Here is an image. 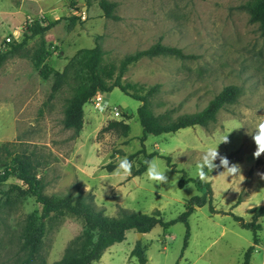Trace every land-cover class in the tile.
<instances>
[{
  "label": "rangeland",
  "instance_id": "1",
  "mask_svg": "<svg viewBox=\"0 0 264 264\" xmlns=\"http://www.w3.org/2000/svg\"><path fill=\"white\" fill-rule=\"evenodd\" d=\"M113 1L118 19L106 17L99 0H77L85 18L77 17L73 0H0V52L22 42L28 25L43 18L57 20L42 36L51 51L46 62L58 70L79 48L93 47L96 35L104 50L102 66L113 77L126 55L158 40L181 47L195 57L144 56L126 66L122 81L144 89L159 84L152 107L155 113L172 109L173 115L203 109L229 84L239 86L240 94L208 126L149 134L146 151L169 155L178 169L196 177L195 163L202 150L215 146L229 131L227 142H220L217 151L238 164L240 174L227 176L222 166L208 173L205 180L211 183L212 201L189 216L190 238L184 251L186 226L174 222L168 228L156 225L141 237L128 230L123 241L107 248L92 264H138L130 255L137 240L146 247L148 264H242L253 232L241 226L234 214L249 221L250 208L264 204V179L259 176L264 172V152L253 157L255 145L247 134V127L264 115V34L243 7L248 0ZM42 36L28 37L0 67V146L8 144L12 154L25 151L35 160L47 194L90 193L96 206L110 216L124 207L149 214L159 209L165 220L177 218L185 200L200 192L191 181L180 186L182 172L170 167L164 157L156 155L152 160L168 168L169 184L153 185L145 171L132 175L144 162L143 153L130 159L132 172L124 179L115 168L105 167L141 148L144 131L137 114L141 102L117 87L103 91L100 105L93 100L84 105L79 131L65 127L62 120L72 90L65 84L49 98L53 77L44 79L31 57ZM116 107L129 116L127 135L101 130L109 120L120 119L112 112ZM237 123L246 124L231 130ZM2 156L11 158L7 152ZM3 170L0 166V173ZM15 185L23 183L14 175L1 184L0 264H17L25 256L21 242L27 219L41 210L34 196L18 194ZM258 221L262 229L250 264H264V216ZM83 227L81 219L65 213L47 219L42 248L47 262L60 259Z\"/></svg>",
  "mask_w": 264,
  "mask_h": 264
},
{
  "label": "trees",
  "instance_id": "2",
  "mask_svg": "<svg viewBox=\"0 0 264 264\" xmlns=\"http://www.w3.org/2000/svg\"><path fill=\"white\" fill-rule=\"evenodd\" d=\"M76 2L77 0H73V5ZM99 5L106 17L119 18L116 14V1L99 0ZM243 7L250 13L251 21L259 23L261 33L264 34V0H248L243 4ZM56 21L43 18L36 19L29 24V33L24 34L22 42H14L9 51L0 52V67L8 58L10 51H17L30 36L38 34L42 36ZM99 38L100 35H96L93 47L79 48L62 70H58L46 62V59L51 55V51L47 47L43 36L32 53V60L40 75L44 79L50 76L53 77L49 98H52L65 84L69 83L72 95L65 108L62 120L64 126L79 131L84 123V105L90 102L97 92L110 91L117 87L125 94L141 102L137 108V114L144 131L140 137L141 148L130 154L128 159L130 160L141 153L144 154L145 160H152L156 155L162 156L167 160L170 167L182 172L179 181L180 186L191 181L200 193L185 200L184 211L174 220H165L159 209L149 214L120 207L116 215L110 216L105 214L102 208L96 206L90 193L80 191L77 196L72 194L59 196L45 193L44 183L37 174L35 160L25 151L12 154L8 144H4L0 146V166L4 168L3 172L0 173V192H2L1 184L14 175L23 183V186H14L18 194L34 196L41 207L39 215L31 214L27 219L21 242V250L25 252V256L17 264H92L100 259L107 248L123 241L128 230L133 229L136 232L146 233L156 225L168 228L174 222H182L186 226L184 251L190 238L189 216L197 207L212 201L213 190L208 180L201 181L196 177L188 176L184 170L176 167L169 155L161 154L158 150L148 153L145 140L149 134L159 135L175 132L181 128L195 125L208 126L216 120L217 113L221 108L234 103L238 99L239 86L235 84L226 85L203 109L196 112L173 115L172 109H165L162 112L155 113L152 107V97L159 91V84L144 89L138 87L135 83L123 82L122 75L126 66L144 56H171L179 59H191L195 55L183 51L181 47L168 45L158 40L145 49L126 55L121 62L119 72L113 77L112 73L102 66L104 50L98 41ZM129 88L134 89L133 92ZM127 119H129V116L123 112L120 119L109 120L101 130H113L121 135H127L130 129ZM3 152H7L11 158L2 156ZM115 166V164L109 163L105 167L111 171ZM145 168L146 164L143 162L132 172V175L142 174ZM211 208L213 207L211 206ZM57 213H65L81 219L84 227L80 234L69 241L63 256L53 263H49L42 253L43 238L46 233V220ZM250 213L252 217L249 221L234 214V218L241 226L253 232V243L245 250L242 264H250L255 244L258 243L257 232L262 229L258 219L264 216V204L250 208ZM130 255L136 257L138 264H148L146 247L142 245L140 240H137Z\"/></svg>",
  "mask_w": 264,
  "mask_h": 264
},
{
  "label": "clouds",
  "instance_id": "3",
  "mask_svg": "<svg viewBox=\"0 0 264 264\" xmlns=\"http://www.w3.org/2000/svg\"><path fill=\"white\" fill-rule=\"evenodd\" d=\"M244 124L246 123H237L232 126L231 130ZM228 132L224 133L215 146H208L202 150L199 160L195 163V175L199 180L205 181L208 173H211L212 170L218 166L223 167V171L227 176L240 174L239 165L236 163H230L226 156L219 154L217 151V145L220 142H227ZM247 134L251 136V139L255 145V149L252 153L253 157H259L261 153L264 152V115H259V118L255 121L251 128L247 127ZM217 158L218 164L216 163ZM144 163L146 164L145 176L147 181L151 182L155 186L170 183L172 178L169 179V177L166 175L168 168L163 167L158 161L145 160ZM132 168V162L128 159L127 155H125L118 159V163L115 166L114 172L120 177V179H124L131 174ZM259 176L261 179H264V172H260ZM177 177L178 176L175 178L177 179ZM104 179L109 178L105 177ZM188 186L190 188L192 187L191 185Z\"/></svg>",
  "mask_w": 264,
  "mask_h": 264
},
{
  "label": "built area",
  "instance_id": "4",
  "mask_svg": "<svg viewBox=\"0 0 264 264\" xmlns=\"http://www.w3.org/2000/svg\"><path fill=\"white\" fill-rule=\"evenodd\" d=\"M73 7H74V9H76V8L79 9L78 2H76V3L73 5ZM75 14H76L77 16L81 17V18H85L86 15H87L85 10H80V9H79V11L76 9ZM8 40H9V38H8ZM91 100H93V101L95 102L96 105H100V104L102 103V101H103L102 91L97 92V93L92 97ZM112 112H113L114 116H116V117H121V116H122V111H121L119 108H117V107L114 108Z\"/></svg>",
  "mask_w": 264,
  "mask_h": 264
},
{
  "label": "water",
  "instance_id": "5",
  "mask_svg": "<svg viewBox=\"0 0 264 264\" xmlns=\"http://www.w3.org/2000/svg\"><path fill=\"white\" fill-rule=\"evenodd\" d=\"M142 234H143V233L139 232V237H141V236H142Z\"/></svg>",
  "mask_w": 264,
  "mask_h": 264
}]
</instances>
